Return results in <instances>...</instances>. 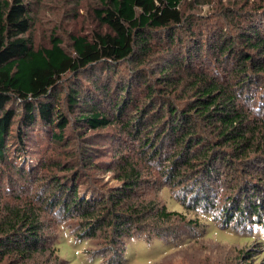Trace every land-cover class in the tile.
<instances>
[{
    "label": "trees",
    "instance_id": "obj_1",
    "mask_svg": "<svg viewBox=\"0 0 264 264\" xmlns=\"http://www.w3.org/2000/svg\"><path fill=\"white\" fill-rule=\"evenodd\" d=\"M100 1L105 30L73 34L68 49L54 34L48 46L32 41L29 0H0V264H49L40 255L59 248L45 235L48 204L80 220L82 241L197 224L139 200L149 182L131 149L186 192L189 210L217 208L214 186L226 180L237 192L223 223L264 227V0H213L205 14L208 0ZM108 128L102 138L118 145L99 161L96 131ZM40 140L49 151L31 157ZM102 170L120 185H100Z\"/></svg>",
    "mask_w": 264,
    "mask_h": 264
},
{
    "label": "rangeland",
    "instance_id": "obj_2",
    "mask_svg": "<svg viewBox=\"0 0 264 264\" xmlns=\"http://www.w3.org/2000/svg\"><path fill=\"white\" fill-rule=\"evenodd\" d=\"M29 1L33 15L29 35L37 46L50 45L54 34L63 40V45L66 48L71 49L73 34L92 35V33L106 28L94 13L95 7L101 2L100 0ZM203 7L202 14L216 10L213 0H208V3ZM67 77L63 80L64 88H67L72 78L70 75ZM62 102L65 108H68L64 95ZM262 113L264 114V110ZM109 133L110 128L96 131V135L100 137L99 153H101V158L99 161L110 160L113 153L111 148L115 143L110 146L107 142ZM103 136H106L107 139L102 138ZM36 144L41 145L42 149L33 153L31 151V157L48 150L45 140H40ZM129 153L146 167L143 172V180L149 183H142L139 200L144 199L146 203L154 201V203L166 204L169 209L184 213L188 219L193 217L198 223H190L187 219L183 220L184 218L179 217L180 219L174 220L172 234L165 232L158 236L155 232L150 234L148 230L133 234V238L128 239L127 242L120 237V242L115 243L113 233L110 231V235H108L109 232L103 231L95 239L82 241L76 236L80 220H73L65 216L60 212V209L56 214L48 204L42 208L45 235L52 245L55 243L58 246L59 250L41 254L42 259L49 260V264H60L55 262L57 259H61L64 264H264V227L258 228L259 223L253 225L249 220L240 225L239 215L235 216L233 222L229 221V224H225L221 220V213L226 212V207L231 202H227L228 196L237 192H231L232 188L226 183V180H218L215 184L212 201L216 202L218 207L207 210L205 215L201 208L189 210L184 206L180 201V196L186 192L181 190L179 193L177 188L164 182L160 175L161 167L146 163L143 157L137 155L132 149ZM32 159L31 161L36 164L37 161ZM156 162L159 163V160ZM101 166H106V164L102 163ZM148 167L150 168L148 169ZM96 177L98 183L103 187L120 185V182L112 176L110 171L102 170L96 174ZM217 194L219 195L217 196ZM13 202L16 201L13 200ZM54 216H56V220L52 219ZM61 218L65 220L63 221ZM151 220L148 218L144 226L152 227L154 221ZM262 232L263 234H260ZM109 237L110 240H108ZM255 237L256 240L259 239L261 246L255 244L256 240H253ZM248 238H252V240H248ZM112 239L114 240L111 241ZM120 257L121 261H119Z\"/></svg>",
    "mask_w": 264,
    "mask_h": 264
}]
</instances>
